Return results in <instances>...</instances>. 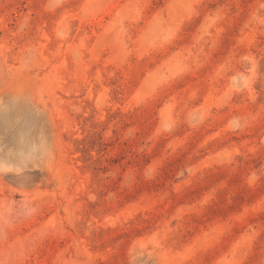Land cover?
<instances>
[{"label": "rangeland", "instance_id": "1", "mask_svg": "<svg viewBox=\"0 0 264 264\" xmlns=\"http://www.w3.org/2000/svg\"><path fill=\"white\" fill-rule=\"evenodd\" d=\"M0 264H264V0H0Z\"/></svg>", "mask_w": 264, "mask_h": 264}]
</instances>
